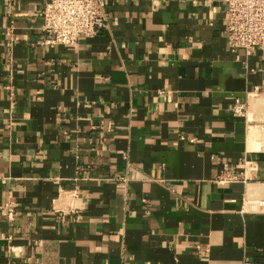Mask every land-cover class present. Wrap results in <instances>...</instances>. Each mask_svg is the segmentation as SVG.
I'll return each mask as SVG.
<instances>
[{
	"label": "crops",
	"instance_id": "obj_1",
	"mask_svg": "<svg viewBox=\"0 0 264 264\" xmlns=\"http://www.w3.org/2000/svg\"><path fill=\"white\" fill-rule=\"evenodd\" d=\"M43 3L0 0V264H264V48L222 0H105L50 46Z\"/></svg>",
	"mask_w": 264,
	"mask_h": 264
},
{
	"label": "built area",
	"instance_id": "obj_2",
	"mask_svg": "<svg viewBox=\"0 0 264 264\" xmlns=\"http://www.w3.org/2000/svg\"><path fill=\"white\" fill-rule=\"evenodd\" d=\"M222 1L229 50H242L249 55L256 48H264V0ZM40 15L41 43L50 46L74 44L80 37L96 35L107 25L105 0H44ZM231 110L234 116L245 115L244 103L238 99H234ZM233 178L224 172L216 180L224 182ZM14 211L11 202H5L1 209L9 221L13 219Z\"/></svg>",
	"mask_w": 264,
	"mask_h": 264
}]
</instances>
